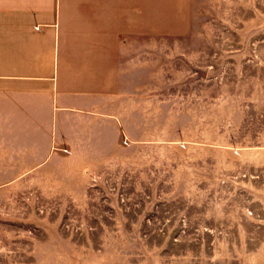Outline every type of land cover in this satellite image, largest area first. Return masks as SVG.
<instances>
[{"label":"rangeland","instance_id":"obj_1","mask_svg":"<svg viewBox=\"0 0 264 264\" xmlns=\"http://www.w3.org/2000/svg\"><path fill=\"white\" fill-rule=\"evenodd\" d=\"M118 1L96 133L0 135V264H264V0Z\"/></svg>","mask_w":264,"mask_h":264},{"label":"crops","instance_id":"obj_2","mask_svg":"<svg viewBox=\"0 0 264 264\" xmlns=\"http://www.w3.org/2000/svg\"><path fill=\"white\" fill-rule=\"evenodd\" d=\"M118 9V0H0V135L52 144L96 133L118 99L120 41L95 34L118 30Z\"/></svg>","mask_w":264,"mask_h":264}]
</instances>
